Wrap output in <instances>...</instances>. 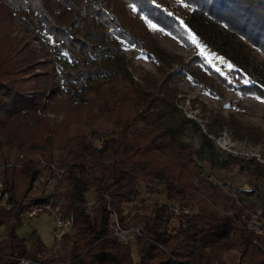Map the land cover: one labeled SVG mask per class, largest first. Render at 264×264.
<instances>
[{"label": "trees", "instance_id": "16d2710c", "mask_svg": "<svg viewBox=\"0 0 264 264\" xmlns=\"http://www.w3.org/2000/svg\"><path fill=\"white\" fill-rule=\"evenodd\" d=\"M146 18L194 46L191 29L233 63L229 70L247 80L236 83L197 52L180 69L164 70L160 82L135 78L124 43L150 60L173 59ZM233 35L264 52V0H0V154L8 157L14 148L25 155L19 167L2 174L11 206H0V264H264V234L236 217L246 204L193 170L199 165L195 150L179 139L180 123L169 115L178 108L177 88L169 80L179 72L205 86L210 76L264 96V71ZM61 88L80 102L86 96L84 106L97 104V112L85 108L87 117L101 116L110 129L101 146L92 145L86 131L70 133L67 122L36 115L47 107L46 91ZM203 140L210 137L203 133ZM51 162L64 167L56 194L61 211L73 213L74 221L57 243L46 244L37 229L21 235L17 226L25 206L51 196L46 182L35 183L40 174L52 173ZM253 169L264 173V161ZM16 173L23 179L20 190ZM141 183L191 212L174 214L164 204L145 203ZM89 188L95 191L91 204L85 198ZM245 191L239 194L247 196ZM108 200L122 223L142 229L135 239L137 259L132 241L121 242L111 233ZM11 255L31 260L18 263Z\"/></svg>", "mask_w": 264, "mask_h": 264}, {"label": "rangeland", "instance_id": "374dc122", "mask_svg": "<svg viewBox=\"0 0 264 264\" xmlns=\"http://www.w3.org/2000/svg\"><path fill=\"white\" fill-rule=\"evenodd\" d=\"M159 1L154 0L155 3ZM165 3L162 2L163 5ZM182 3L184 10L189 8L186 2L182 1ZM146 21L160 45L171 53L173 59L170 61L150 60L138 48L124 43V50L135 78L143 75L160 82L164 75H167L164 70L183 67L181 64H186L192 54L197 52L206 62L231 77L236 83L247 80L246 77H238L236 73L229 70L234 66L233 63L209 46L191 29L188 28V33L191 41L193 42V38L196 41L193 42L194 46L184 43L153 19L146 18ZM233 36V41L242 48V52H245L250 61L260 66V69L264 71V52L238 35ZM195 66L199 69L202 67V63L198 61ZM66 67L74 69L71 64H67ZM44 79V77L38 78L39 83H43L40 81H45ZM55 80L57 83H61L59 73L55 74ZM205 82L208 86L195 80L186 72H179V74L171 76V80H169V83L177 88L175 100L178 108L169 115L180 123L178 126L179 139L190 143L192 149L195 150L193 155L198 158L199 165L192 166L194 171L198 170L205 177L220 183L229 194H232V190L236 192L249 190V192L245 191L248 195L243 196L244 203L247 207L257 209L264 215V173L253 169L257 161H264V96L252 92H241L226 84L216 83L210 76L205 78ZM260 83H264V77ZM30 84L34 85L32 81ZM210 85L211 87H209ZM89 94L95 99L98 98L93 92ZM45 95L47 107L36 110L35 113L38 117H46L49 122H67L70 133L86 131L89 138L110 130L107 129L101 116H96L93 119L87 117L85 107L93 112H97L98 107L96 103L84 106L87 103L86 96L80 102L79 98L62 88L54 93L46 91ZM187 117L189 119H184ZM37 132L38 129L34 127L33 133ZM203 133L210 137L209 141H202ZM9 150L8 157L3 158L0 154V161L10 159L11 162L20 164L17 159L23 152L14 148ZM20 161L22 162L23 159ZM19 164L18 166L12 165L7 170L12 167L17 168L20 166ZM15 177L16 189L20 190L23 179L18 173L15 174ZM34 188L35 186L32 190H35ZM140 190L147 204H157L154 197L157 194V196L165 194L164 192H148L142 183ZM130 203L132 202L125 203L124 208L128 207ZM2 228L3 226L0 225V237ZM33 228L38 230L46 244L58 242V239L53 236V216L50 211L42 210L33 216L23 217L22 222L17 226V231L21 235H27ZM135 239L131 242V247L133 256L137 259Z\"/></svg>", "mask_w": 264, "mask_h": 264}, {"label": "built area", "instance_id": "2783aa9c", "mask_svg": "<svg viewBox=\"0 0 264 264\" xmlns=\"http://www.w3.org/2000/svg\"><path fill=\"white\" fill-rule=\"evenodd\" d=\"M106 133H100L90 138L92 145L99 147L103 142L104 136ZM25 155L22 153L19 154L17 159L20 164ZM19 163L11 162L10 159H4L0 161V206L4 208H9L11 206V200L9 197V191L4 185L3 170L11 167L12 165L18 166ZM19 164V165H20ZM53 168L52 173L49 174H40L35 180L36 184L46 182L47 189L51 191V196L47 200H42L39 202H33L25 206L22 211L23 217H29L37 214L42 210H48L53 216V236L59 239L63 233L70 230L73 226L74 216L73 213H64L61 211L60 203L61 199L57 197V185L63 180V170L64 167H59L53 162L50 163ZM154 184L155 181H152ZM231 193L236 197V201L240 202L245 201L244 197L239 194V192L232 190ZM158 195V194H157ZM155 196V201L157 204L166 205V207L171 210L174 214L189 213L191 209L177 200L168 198L165 194L163 196ZM86 202L91 204L95 201V194L93 196L87 197ZM107 208L109 209V225L111 228V233L114 234L119 241L121 242H131L137 236L142 235V229L140 226L134 223H122L119 213L109 200L107 201ZM259 209V208H258ZM257 210V209H255ZM247 206L243 207L237 214L238 220H240L247 228H250L255 233L264 234V215L260 211H255ZM256 240V238H254ZM18 259V263H27L31 259L25 256L11 255ZM53 264H63V262H56Z\"/></svg>", "mask_w": 264, "mask_h": 264}, {"label": "crops", "instance_id": "0c3cea01", "mask_svg": "<svg viewBox=\"0 0 264 264\" xmlns=\"http://www.w3.org/2000/svg\"><path fill=\"white\" fill-rule=\"evenodd\" d=\"M95 194V191L93 190V188H89L88 190H86L85 192V196H93Z\"/></svg>", "mask_w": 264, "mask_h": 264}, {"label": "snow or ice", "instance_id": "6c2138e0", "mask_svg": "<svg viewBox=\"0 0 264 264\" xmlns=\"http://www.w3.org/2000/svg\"><path fill=\"white\" fill-rule=\"evenodd\" d=\"M193 42H194V43L196 42L194 38H193Z\"/></svg>", "mask_w": 264, "mask_h": 264}]
</instances>
